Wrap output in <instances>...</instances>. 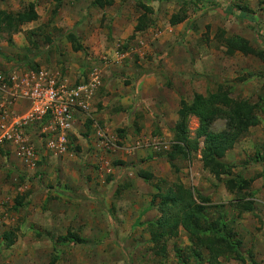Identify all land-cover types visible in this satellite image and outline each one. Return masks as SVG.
<instances>
[{"label":"rangeland","instance_id":"374dc122","mask_svg":"<svg viewBox=\"0 0 264 264\" xmlns=\"http://www.w3.org/2000/svg\"><path fill=\"white\" fill-rule=\"evenodd\" d=\"M259 1L113 0L99 8L94 0H0V11L22 13L33 4L38 15L10 37L0 32V119L15 78L41 72L68 87L95 85L64 153L47 147L54 136L48 122L23 129L33 150L29 164L12 145L0 146V264H208L207 251L181 227L175 237L152 241L161 233L148 224L161 215L158 194L174 183L207 198V221L221 218L241 240L244 263L219 258L212 264H264V68L253 56H226L217 37L223 29L264 49ZM140 4L152 9L145 16L149 27L134 33ZM229 5L249 18L220 12ZM171 16L184 20L172 25ZM70 33L83 51L73 50ZM218 86L258 107L259 124L222 159L235 165L234 177L251 180L245 191L251 213L233 208L228 177L203 170L199 152L174 167L165 158L180 100ZM17 109L8 115L21 117L22 105ZM197 125L190 118L191 136ZM211 129L223 130L224 121Z\"/></svg>","mask_w":264,"mask_h":264},{"label":"trees","instance_id":"16d2710c","mask_svg":"<svg viewBox=\"0 0 264 264\" xmlns=\"http://www.w3.org/2000/svg\"><path fill=\"white\" fill-rule=\"evenodd\" d=\"M93 3L99 8H104L111 6L113 0H94ZM259 4H264V0H260ZM139 6L143 13L136 20L134 33H140L149 27L145 16L152 12V9L147 5L140 4ZM220 12L229 16H238L241 20L249 18L247 13L237 15L235 7L230 5L220 9ZM179 16H171L170 23L175 25L182 22L184 16ZM37 19L38 15L33 4H29L22 13L11 14L0 11V32L6 33L10 37L25 24ZM218 35L226 56L230 57L235 53L253 56L261 62L264 68V49L252 47L250 42L241 36H226L223 29L219 30ZM67 39L72 44L74 51L84 50L73 34H68ZM257 109V105L248 102V100L231 98L230 90L221 86L206 95L195 93L191 100L182 98L176 113L177 119L172 129L173 144L165 154L166 160L174 167L178 162L188 161L193 153L199 152L203 170L216 179H221L222 176L228 177L225 180V186L229 192L235 194L236 199L233 208L239 213L254 211L252 200L245 197V191L249 189L251 180L245 179L243 176L234 177L232 171L235 165H228L222 159L250 128L259 124ZM192 117L198 121L193 136L189 131V120ZM217 120L224 121V129L215 132L211 127ZM90 123V120H87L86 126L89 127ZM122 133L123 130L118 132L120 135ZM142 176L145 180L150 177L147 173H142ZM158 198L156 207L161 215L154 222L148 223L150 227L161 232L153 235V242L157 243L166 237H175L178 228L181 227L197 246L203 247L207 251L208 264L217 262L219 258L234 259L240 263L245 262V255L240 250L241 240L235 237L231 231L226 230L227 225L224 220L218 218L215 221H207L205 205L209 202L207 198L180 183L169 186L158 194ZM154 202L155 200L152 199V203ZM2 236L6 246L12 245L11 233L6 232ZM74 238L76 237L72 235V239ZM161 250L163 251V247ZM195 255L199 257L198 254Z\"/></svg>","mask_w":264,"mask_h":264},{"label":"built area","instance_id":"2783aa9c","mask_svg":"<svg viewBox=\"0 0 264 264\" xmlns=\"http://www.w3.org/2000/svg\"><path fill=\"white\" fill-rule=\"evenodd\" d=\"M95 85L85 84L68 87L47 81L43 73L16 80L10 96L5 95L1 104L3 116L0 119V144L7 143L16 149V155L29 164L33 150L24 139V127L33 123L48 122L53 139L48 148L55 153L66 151L68 134L73 128L74 115L86 112ZM18 101H25L28 108L21 117L8 115V107ZM103 145V134H98Z\"/></svg>","mask_w":264,"mask_h":264},{"label":"crops","instance_id":"0c3cea01","mask_svg":"<svg viewBox=\"0 0 264 264\" xmlns=\"http://www.w3.org/2000/svg\"><path fill=\"white\" fill-rule=\"evenodd\" d=\"M239 36V35H238ZM242 37V36H241ZM244 38V37H243ZM197 56V51H194V53H193V57H196ZM15 80H19V79H16L15 78ZM11 86L13 87V84L11 83ZM20 103V104H19ZM19 105H22V107H23V109H24V113L26 112V110H27V108H28V104L25 102V101H18L17 103H13L12 105H10L9 107H8V112H9V109L11 110H18L17 109V107L19 106ZM12 111V112H13ZM177 111H178V109H177ZM176 111V112H177ZM13 114V113H12ZM80 114L81 113H76L75 115H74V123H73V128L75 127L76 129L78 128V126H79V120H80ZM11 116V115H10ZM88 120H90V119H88ZM90 122H91V120H90ZM91 124V123H90ZM90 126V125H89ZM72 128V130H74ZM75 131V130H74ZM101 133V131L100 130H97V132H96V137H97V139L98 140H100V142H101V144L103 145V142H102V139H100V138H98V134H100ZM102 134V133H101ZM2 145H7V143H2V144H0V146H2ZM10 145V144H9ZM98 146H101V145H98Z\"/></svg>","mask_w":264,"mask_h":264}]
</instances>
